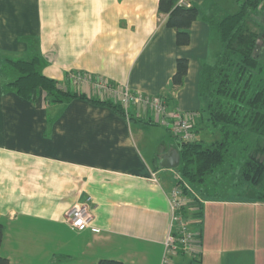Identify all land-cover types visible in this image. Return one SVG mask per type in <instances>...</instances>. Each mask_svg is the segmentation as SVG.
I'll use <instances>...</instances> for the list:
<instances>
[{"label": "crops", "instance_id": "crops-1", "mask_svg": "<svg viewBox=\"0 0 264 264\" xmlns=\"http://www.w3.org/2000/svg\"><path fill=\"white\" fill-rule=\"evenodd\" d=\"M230 1L178 0L199 11L189 43L178 46L158 0H0V255L9 264H162L178 169L159 163L167 151L178 150L179 140L150 111L130 106L125 112L118 100L89 84L73 85L70 76L105 78L134 94L160 97L169 111L196 112V139L201 131L209 142L198 83L219 44L207 19L227 12ZM25 52L30 55L21 59L36 53L41 73L61 89L86 97L47 102L39 92L26 101L4 92L3 59ZM180 58L187 59V72L174 86ZM187 184L179 214L198 237L195 261L264 264V203L242 200L232 185L226 188L230 195L220 196ZM83 203L97 232L74 231L64 222L65 213ZM220 205L232 207L229 219L226 210L213 218L210 210ZM242 208L250 213L243 215ZM244 220L254 228L246 237L250 246L233 238L235 231L241 237Z\"/></svg>", "mask_w": 264, "mask_h": 264}, {"label": "trees", "instance_id": "trees-1", "mask_svg": "<svg viewBox=\"0 0 264 264\" xmlns=\"http://www.w3.org/2000/svg\"><path fill=\"white\" fill-rule=\"evenodd\" d=\"M236 3L235 13L227 11L207 19L219 46L213 61L201 69L198 95L203 103L200 113L212 140L206 142L195 137L191 142L179 141L180 178L176 184L186 181L193 188L204 189L208 178L223 177L236 161L239 170L232 187L241 192L242 200L264 203V0H236ZM157 10L167 16L168 26L175 30L176 44L187 45L198 8L181 5L178 0H158ZM187 67V59L177 60L172 77L174 86L182 84ZM2 77L4 92H12L26 101H32L39 92L47 102L86 97L61 89L57 81L43 75L39 56L34 52L29 59L4 58ZM90 102L119 108L107 99H90ZM181 189L187 193L186 187ZM3 233L0 222V245ZM0 264L9 261L0 255ZM97 264L122 263L101 259Z\"/></svg>", "mask_w": 264, "mask_h": 264}, {"label": "built area", "instance_id": "built-area-1", "mask_svg": "<svg viewBox=\"0 0 264 264\" xmlns=\"http://www.w3.org/2000/svg\"><path fill=\"white\" fill-rule=\"evenodd\" d=\"M90 74L71 75L70 80L75 84H89L100 95L105 98L118 100L125 112L130 106L136 107L138 113L145 114L150 111L153 120L169 129L171 134L179 141L191 142L195 139L191 131V121L197 115L196 112L183 113L180 110L169 111L167 105L160 97L144 96L132 93L126 85H112L105 78L97 77L93 79ZM156 182L154 176L151 179ZM186 205V198L183 190L175 186L170 192L169 206L171 211V226L164 241V258L162 264H171L168 260L177 254L190 255L197 259L200 255L196 247L195 237L190 229L188 222L179 214ZM94 221L93 214L87 204H75L64 215V222L74 231L91 229L97 232L98 229L92 226Z\"/></svg>", "mask_w": 264, "mask_h": 264}, {"label": "rangeland", "instance_id": "rangeland-1", "mask_svg": "<svg viewBox=\"0 0 264 264\" xmlns=\"http://www.w3.org/2000/svg\"><path fill=\"white\" fill-rule=\"evenodd\" d=\"M228 11L230 13H235L237 11V5L234 2V0H231L229 2ZM13 54H16V52H14ZM29 55H30V53L25 52V53L20 54L18 56H16V55L13 56V58H26ZM194 135H195V133H194ZM195 137H196V135H195ZM197 137H198V139H201V140H205V141L209 140L208 137L204 133H202L201 131L198 133ZM232 165H233L232 166L233 168L228 170L229 172L224 173L223 177L216 176L214 178H211V177L208 178L206 180V185L205 186L209 187L213 192H215L217 194H220V196H222L224 194L230 195V192L226 188L229 185L233 184L234 176L237 175V173H238L237 171L239 170V164L236 161L233 162ZM170 175L171 174H169V176ZM179 178H180V176H179L178 173L177 174H173V176H172V179H174V180L176 179L175 182ZM184 182H185V184H187L186 181H184ZM182 183H183V181H182ZM179 187H182V185H179ZM88 208H89V206H88ZM231 209H232V207H230V206H221L220 205V206H216V210L213 211V213H212V211L209 208L211 214H214L213 218L216 217L217 214H220L223 210H226V213L228 215V219H229V216L231 214ZM250 210L251 209H249V208H242L243 215L249 214ZM236 213H237V211H236ZM93 217H94V220H95L94 214H93ZM93 223H94V221H93ZM93 223H92V226H93ZM253 231H254V228H253L252 222L251 221H247L246 222L244 220V222H243V231H242L241 237L238 235L237 231H235V236L233 238L236 239V241H239L241 239V244L250 246L251 245V239L249 241H247L246 237H251ZM194 239H195V243L198 242V237L197 238L195 237ZM164 241H165V239H164ZM241 244L238 243L237 245H234V247H238ZM214 246L216 247L215 244H214ZM164 249H165V247H164ZM175 258H176V260H178L177 261L178 264H198L193 257H191L190 255H186V254H177V255H174L172 257H169L168 260L171 263H173L174 262L173 260H175ZM226 259H228V256L226 257ZM231 260L238 261V259L236 257L235 258L232 257ZM226 262H227V260H226ZM210 263H217V260L210 261Z\"/></svg>", "mask_w": 264, "mask_h": 264}, {"label": "water", "instance_id": "water-1", "mask_svg": "<svg viewBox=\"0 0 264 264\" xmlns=\"http://www.w3.org/2000/svg\"><path fill=\"white\" fill-rule=\"evenodd\" d=\"M180 162V155L178 150L173 149L167 151L165 154H163L160 158V166L173 169L178 167Z\"/></svg>", "mask_w": 264, "mask_h": 264}]
</instances>
